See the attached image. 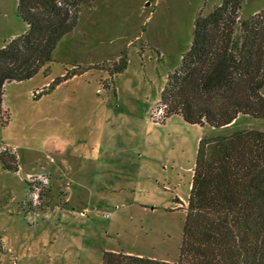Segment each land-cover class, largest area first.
Instances as JSON below:
<instances>
[{
	"label": "rangeland",
	"instance_id": "obj_1",
	"mask_svg": "<svg viewBox=\"0 0 264 264\" xmlns=\"http://www.w3.org/2000/svg\"><path fill=\"white\" fill-rule=\"evenodd\" d=\"M220 1L93 0L84 6L40 71L57 78L74 66L91 68L58 92L86 98V127H78L83 120L73 109L86 104L73 102L64 104L58 129L47 127L30 91L49 79L5 85L0 264H102L104 252L177 261L199 141L264 131V119L246 116L220 129L188 124L177 114L159 120L161 91L189 49L195 19ZM17 2L0 0V47L26 30ZM263 6L264 0H244L239 16L247 19ZM123 55L126 69L110 75Z\"/></svg>",
	"mask_w": 264,
	"mask_h": 264
},
{
	"label": "trees",
	"instance_id": "obj_2",
	"mask_svg": "<svg viewBox=\"0 0 264 264\" xmlns=\"http://www.w3.org/2000/svg\"><path fill=\"white\" fill-rule=\"evenodd\" d=\"M92 1L18 0L26 30L0 47V120L5 85L29 81L52 63L56 46ZM243 2L221 0L195 19L189 49L161 91L159 120L177 114L188 124L220 129L239 116L264 119V6L242 19ZM75 67L34 100L91 69ZM126 67L123 55L110 75ZM102 264H264V131L199 141L176 262L104 252Z\"/></svg>",
	"mask_w": 264,
	"mask_h": 264
},
{
	"label": "crops",
	"instance_id": "obj_3",
	"mask_svg": "<svg viewBox=\"0 0 264 264\" xmlns=\"http://www.w3.org/2000/svg\"><path fill=\"white\" fill-rule=\"evenodd\" d=\"M42 71H40V73H38L35 77H33L32 79H30L29 82L33 81L35 78H37L40 75L43 77V80L44 79L45 80L46 79H49V81L46 80L45 81L46 83L45 82H41V83L35 84L32 87V89L30 91V96L33 99H34V97L37 96L38 92L42 91V88H46L47 86H49L52 83V81L54 80V78L56 77L52 73L51 74H48L47 76H44L42 74L43 73ZM86 74H88V72L85 73L82 76L74 77V78L68 80L67 82L60 84L59 86H57L49 94L43 95L39 99H37L39 101V103H40L41 113L43 112L42 111L43 110L42 107H43L44 108V112H46V116L48 118L47 121H50L49 123L46 124L47 127H49V128L54 127L57 122L59 124V121H58V118L59 117L58 116H61V114H63L62 113V108L64 107V104L66 102H73V103H76V104L77 103L86 104V106L85 105H83V106H75L73 108V109L76 110V112L74 113V115H76V117L79 116V118L81 119V121L83 120L82 123L78 124V127L79 128L80 127H83V126L86 127L87 124H90L89 118H91V112L88 110L90 108V105L87 104V100H86L85 97H82V98L81 97H78V98H67L65 96L63 97V96H59L58 95V92L62 89V87L67 86L72 80H78V78L85 77ZM10 84H16V83H10ZM10 84H8V86ZM4 100L5 99H3V103L2 104H4V106H5L6 102ZM88 103H89V101H88ZM58 124H56V129H58L57 127H59ZM57 134H60V133L57 132ZM62 163H63V161H62Z\"/></svg>",
	"mask_w": 264,
	"mask_h": 264
}]
</instances>
